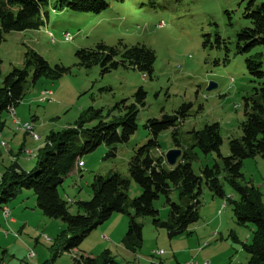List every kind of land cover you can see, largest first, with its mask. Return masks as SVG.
Returning <instances> with one entry per match:
<instances>
[{
    "label": "rangeland",
    "instance_id": "obj_1",
    "mask_svg": "<svg viewBox=\"0 0 264 264\" xmlns=\"http://www.w3.org/2000/svg\"><path fill=\"white\" fill-rule=\"evenodd\" d=\"M249 1L110 0V6L100 13H80L70 9L55 11L49 7L45 25L40 29L5 33L0 41V87L14 66H23V57L28 49L40 53L52 66L70 67L71 72L54 81L42 78L31 83L29 79L25 83V96L14 109L17 122L10 112L4 113L6 123L0 132V175L18 157L23 160V169H32L46 134L73 125L89 106L101 108L106 114L123 99L132 102L133 92L140 86L146 90L147 97L145 104L139 107L137 131L129 141L114 144L115 156L112 157L107 156L110 147L104 143L83 154L79 159L85 166L79 170L72 167L58 186L61 196L74 199L69 204L70 212L77 213L79 200L90 199L92 191L89 184L95 174L107 176L119 172L129 177L130 157L137 146L151 137L145 128L146 121L159 118L164 113L172 114L184 103L192 105L186 109L187 116L180 128L182 145L179 148L190 151L192 139L188 131L217 122L223 141L220 154L229 155L228 140L242 134L240 124L244 119V96L252 93L253 87H259V83H264V76L252 81L245 62L256 51L264 54V46L247 54L235 50L237 33L250 25L244 10ZM253 1L255 5L264 2ZM206 34L213 44L216 43L215 37L220 35L228 49L223 45L204 47L202 37ZM118 41L129 46L145 44L155 51L153 78L133 68L119 67L102 74L98 65L86 69L77 64V49L93 47L100 42L113 46ZM261 62L264 71V55ZM210 82L216 87L207 90ZM44 91L52 92L50 99H44ZM24 125L32 126V130L25 131ZM157 139L160 148L155 149L154 154L164 156L174 148L170 130L160 132ZM193 151L192 168L195 173L199 174L202 167L221 161L215 152L203 154L198 148ZM242 166L245 179L258 189L264 204V158L245 159ZM224 176L222 172L219 179L224 197L214 195L202 182L198 206L200 218L192 222L186 232L169 237L167 229L154 225L151 217H140L138 222L143 228V243L136 253H130L121 241L128 229V216L116 212L85 236L77 250L98 256L108 248L124 264H150L152 261L185 264L184 260L247 264L250 254L243 245L250 242L255 226L236 222L231 200H237L239 195ZM22 192L20 194H34L37 199L32 189H22ZM141 192L140 185L132 180L128 196L134 198ZM178 192L173 188L169 195L174 202L181 204ZM154 206L161 221L170 219L171 206L164 196L156 200ZM34 214L37 217H33L29 228L19 232L24 225L17 224L11 232L10 228L4 230L8 236L16 231L12 236L11 249L6 250V241L3 240L4 252L0 250V261L3 252L4 264H37L53 258V241L48 242L45 238L53 239L57 235L55 222L61 221L46 218L40 213L46 220L43 221L37 213ZM104 235H111L113 242L107 237L103 241ZM7 241H11V237ZM51 264H75V261L72 254L65 253Z\"/></svg>",
    "mask_w": 264,
    "mask_h": 264
},
{
    "label": "trees",
    "instance_id": "obj_2",
    "mask_svg": "<svg viewBox=\"0 0 264 264\" xmlns=\"http://www.w3.org/2000/svg\"><path fill=\"white\" fill-rule=\"evenodd\" d=\"M110 0H0V41L4 34L11 31L40 29L48 17L47 8L55 11L65 9L80 13H100L110 6ZM245 17L250 25L237 33L236 51L240 54L251 53L264 46V2L255 5L250 0L246 6ZM209 35H204L203 46H226V42L217 35L212 43ZM155 51L145 44L126 45L118 41L116 45L103 42L93 47L79 48L75 52L77 64L84 68L98 65L102 74L119 67L133 68L153 78ZM263 52L256 51L246 58L248 75L252 81H258L264 75L262 69ZM22 67L14 66L4 77L0 87V132L6 121L4 113L15 109L26 93L28 80L35 83L44 78L54 81L71 72L70 67L60 64L52 66L45 57L28 49L24 55ZM1 62V60H0ZM253 87L254 91L244 96V119L241 121V137H232L229 141V155L220 154L223 143L220 125L217 122L205 124L202 128L192 129V145L183 150L174 166H169L165 156L154 154L160 148L158 135L170 130L173 146L181 147L180 130L186 109L192 104L184 103L172 114L164 113L159 118H149L145 128L150 134L146 143L137 146L128 162L129 177L113 172L107 176L95 174L91 184V197L77 202V213L70 212L69 202L61 196L58 186L64 181L76 159L83 154L94 151L104 143L110 147L107 156H115V145L126 143L137 131L139 107L145 104L146 90L140 86L133 92V101L123 99L104 114L103 109L87 107L82 111L74 124L64 129L51 131L45 136L39 147L36 165L30 170L21 169L17 162L8 166L0 178V208L17 197L22 189H32L37 196L39 209L46 217L60 219L65 225L53 238L51 247L53 258L41 264H51L64 253H72L96 227L108 220L113 213L119 212L128 216V229L123 235L126 249L136 253L143 243V228L138 222L140 217H151L153 224L167 229L169 237L180 235L188 230L190 224L200 218L198 206L202 193L201 185L205 182L209 189L224 197L220 176L238 193L237 200H231L234 218L239 225L252 223L255 228L250 242L243 245L250 254L247 264H264V204L258 189L248 180L242 171L245 159L264 158V83ZM95 122V123H94ZM203 154L214 153L221 158L220 163L202 167L195 173L192 160L193 149ZM134 180L142 188L137 197L128 195L130 182ZM173 188L178 189L181 204L170 197ZM171 206L170 219L161 221L154 202L161 197ZM75 264H124L118 261L110 249L94 257L74 256ZM150 264H164L163 261H152Z\"/></svg>",
    "mask_w": 264,
    "mask_h": 264
},
{
    "label": "crops",
    "instance_id": "obj_3",
    "mask_svg": "<svg viewBox=\"0 0 264 264\" xmlns=\"http://www.w3.org/2000/svg\"><path fill=\"white\" fill-rule=\"evenodd\" d=\"M13 117H14L13 120H15V122H17L16 115L13 116ZM25 131H27V130H25ZM77 159H78V161H77ZM77 159H76L73 167L79 170L81 167L85 166V163H84L83 166H79L78 162L80 161V159H79V157ZM21 161H23V160H21V157H18L14 162H17L20 165L21 169H22L23 167H22V164H21L22 162ZM25 161H27V160H25ZM70 172H71V170L69 171V173ZM21 193H23V192H21ZM33 195L34 194H19L13 200H10V202L7 205H4V206H7L8 209H9V214H8L9 216H6V215L2 214L3 213L2 212V208H0V250L1 251L4 252V244H5L4 241H6V244H5L6 245V250L11 249V247L13 245L12 244V236H14L13 233L16 232V231H14L13 233H10V235L8 236L6 232L4 233L5 229L10 228V232H11L15 228V227L13 228V226H15L17 224H23L24 225L23 227H21L19 232H21L22 229L29 228V226L33 223V217L36 216L34 213H37V215L40 218V220H43L42 217L39 215L42 211L38 208L37 200L35 199V197ZM64 198L68 200L69 204L74 202V199H71L70 197L66 196ZM41 214L43 216H45L43 213H41ZM46 218H49V217H46ZM57 220H60V219H57ZM43 221H46V220H43ZM60 221L61 222H59V223L55 222L56 223L55 225L58 226L57 227L58 232L65 226V225H63L64 223L62 222V220H60ZM10 237H11V241H7V239H10ZM102 237H104L103 241H106V237H107L110 242H113V239H112L111 235H108V236L104 235ZM123 237L124 236L122 235V238H121L122 242H123ZM49 238L46 237L45 238L46 241L52 242L53 239H51V238L49 239ZM77 249H78V247H77ZM77 249L74 248L73 250H71L72 251V253H71L72 257H74V255L78 256V257H81V256L94 257L93 255H88L89 253H87L85 250H81V249L77 250ZM106 249H108V248H106ZM124 249L127 252L129 251L130 253H133V252H131L130 250H128L126 248H124ZM3 252H1L2 253V259L0 261V264H4V254H3ZM44 261H46V260H44ZM205 261H208V260H205ZM43 262H41V263H43ZM183 262L185 264H186V262L188 263L187 260H184ZM195 262H199V261H195ZM203 262L204 261L199 262V263H203ZM41 263H37V264H41ZM177 264H180V263H177ZM209 264H210V262H209Z\"/></svg>",
    "mask_w": 264,
    "mask_h": 264
},
{
    "label": "water",
    "instance_id": "obj_4",
    "mask_svg": "<svg viewBox=\"0 0 264 264\" xmlns=\"http://www.w3.org/2000/svg\"><path fill=\"white\" fill-rule=\"evenodd\" d=\"M215 87H216V84L213 82H210L207 87V90L213 89ZM181 154H182V149L179 147H174L172 149H169L164 155L167 164L169 166H174L177 163L178 159L181 157Z\"/></svg>",
    "mask_w": 264,
    "mask_h": 264
},
{
    "label": "built area",
    "instance_id": "obj_5",
    "mask_svg": "<svg viewBox=\"0 0 264 264\" xmlns=\"http://www.w3.org/2000/svg\"><path fill=\"white\" fill-rule=\"evenodd\" d=\"M43 95H44V99H50L51 98V95H52V92L51 91H44L43 92ZM9 111H10L11 115H13V116L16 115V112L14 111L13 108H11ZM23 129L24 130H27V131H29V130L31 131L32 130V126H30V125H24L23 126ZM78 165L79 166H83L84 165V162L82 160H80L78 162ZM2 212H3L2 214L6 215V216H9L8 215L9 214V209H8L7 206H3L2 207ZM30 256H33V253L32 252H30ZM186 264H209V261H204L203 263H199V262H188Z\"/></svg>",
    "mask_w": 264,
    "mask_h": 264
}]
</instances>
